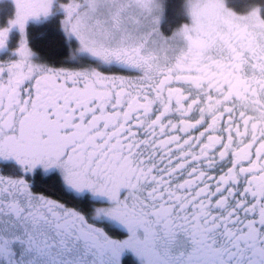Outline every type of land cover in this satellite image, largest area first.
<instances>
[{
  "label": "snow or ice",
  "instance_id": "obj_1",
  "mask_svg": "<svg viewBox=\"0 0 264 264\" xmlns=\"http://www.w3.org/2000/svg\"><path fill=\"white\" fill-rule=\"evenodd\" d=\"M0 264H264V0H0Z\"/></svg>",
  "mask_w": 264,
  "mask_h": 264
},
{
  "label": "trees",
  "instance_id": "obj_2",
  "mask_svg": "<svg viewBox=\"0 0 264 264\" xmlns=\"http://www.w3.org/2000/svg\"><path fill=\"white\" fill-rule=\"evenodd\" d=\"M181 0H169L170 5L177 6ZM5 5L9 4V0H4ZM34 43L36 50L40 52L45 58L58 62L63 59L65 53L61 46L60 39L57 32L53 29L45 32L43 29H38L34 33Z\"/></svg>",
  "mask_w": 264,
  "mask_h": 264
},
{
  "label": "rangeland",
  "instance_id": "obj_3",
  "mask_svg": "<svg viewBox=\"0 0 264 264\" xmlns=\"http://www.w3.org/2000/svg\"><path fill=\"white\" fill-rule=\"evenodd\" d=\"M4 1V0H3ZM10 1V0H9Z\"/></svg>",
  "mask_w": 264,
  "mask_h": 264
}]
</instances>
